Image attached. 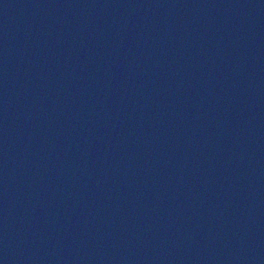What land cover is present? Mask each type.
Masks as SVG:
<instances>
[{"label": "water", "instance_id": "1", "mask_svg": "<svg viewBox=\"0 0 264 264\" xmlns=\"http://www.w3.org/2000/svg\"><path fill=\"white\" fill-rule=\"evenodd\" d=\"M0 264H264V0H0Z\"/></svg>", "mask_w": 264, "mask_h": 264}]
</instances>
